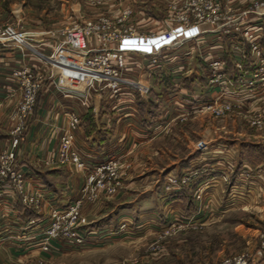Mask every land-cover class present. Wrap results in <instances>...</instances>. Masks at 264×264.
Listing matches in <instances>:
<instances>
[{"label": "rangeland", "instance_id": "obj_1", "mask_svg": "<svg viewBox=\"0 0 264 264\" xmlns=\"http://www.w3.org/2000/svg\"><path fill=\"white\" fill-rule=\"evenodd\" d=\"M130 1L107 0L105 5L94 7L89 0H0V28L11 26L25 32H55L98 14L113 18ZM218 1L223 12L231 8L233 18L221 21L222 24L230 22L229 28L206 34L199 50L196 48L192 55L187 56L184 51L175 56L170 50L168 56L173 55L175 59L191 56L190 66L175 71L176 65L169 64L155 72L150 82L151 89L155 87L159 92L167 88L174 98L178 93L175 85L180 83L179 88L187 89V95L196 93L198 104L191 105V100L183 99L190 108L196 105L186 114L181 113L182 102L173 103L169 111L172 108L180 113L173 115L166 138L155 142L150 153L141 155L138 149L136 158L120 164L118 179L113 183L118 184L114 194L102 190L98 197L92 201L86 198L84 203L113 200L125 189L130 175L140 185L141 179L153 173L154 184L160 191L162 189L159 201L163 202L158 215L152 218L136 214L130 227L126 223L117 224L113 231L88 229L98 233V243L91 240V248L80 250V254H56L61 257L54 262L44 257L49 252L38 251L23 256L24 259L18 258L13 264H217L227 257L242 254L255 261L262 259L261 264H264V257L258 254L261 235H264V165H260L264 161V149L248 148L241 153L242 145L264 144V121L261 125L254 124L257 115L264 110V91L252 95V90L259 87H251L255 72L251 65L260 61L261 56L256 58L252 45L237 35L246 26L262 25L263 32L256 43L264 53V0ZM149 2H152L146 7L149 15L158 22L164 20L166 16L157 11L158 4L154 0ZM15 4L21 6L23 23L18 22L12 12ZM236 19L238 24L231 23ZM212 55L225 60L227 85L221 82L213 88L209 84L205 74L210 71L207 61ZM239 62L243 63L242 71L247 72V82L242 84L235 66ZM197 69L198 74H194ZM70 71L85 79L90 75L77 68H70ZM189 72L201 78L200 88L185 86L184 76ZM208 104L212 107L207 109ZM193 152L194 166L199 165L198 159L205 162L198 169L190 189L182 187L181 191L166 194V177H184L192 167L183 169L179 163ZM183 192L187 197L179 199L184 203H177L178 198L172 197ZM83 216L82 208V221ZM87 222L90 221L85 220L86 226Z\"/></svg>", "mask_w": 264, "mask_h": 264}, {"label": "built area", "instance_id": "obj_2", "mask_svg": "<svg viewBox=\"0 0 264 264\" xmlns=\"http://www.w3.org/2000/svg\"><path fill=\"white\" fill-rule=\"evenodd\" d=\"M89 2L94 7H101L107 0ZM129 3L113 18L98 14L65 25L55 32H25L11 26L0 28L1 48H18L34 55L41 63V69L36 71L29 67L12 71V77L17 81L19 99L9 115L13 123L9 132V146L0 153V200L10 186L27 206L39 208L41 205L39 195L27 191L26 175L19 164V152L27 142L30 120L46 81L52 82L65 95L78 97L84 103L92 94H109L118 105L133 102L137 95L146 99L151 92L150 82L155 72L162 71L169 64L176 65L175 71L190 66L191 56L184 60L175 59L173 55L168 56L170 50L175 52V56L184 54V51L187 56L196 53L206 34L224 31V27L229 28L230 22L222 24L221 21L233 18L231 8L223 12L218 0H154L158 4L157 11L166 16L159 22L146 11L149 0H131ZM237 21L231 23L238 24ZM262 32V25H256L246 26L237 34L241 40L252 45L256 58L261 56L260 61L251 65L255 70L251 87H259L252 90V95L264 91V53L256 43ZM207 62L210 71L205 75L209 84L213 88L221 82L227 85L225 60L212 55ZM235 66L240 73V84L247 82V72L242 71L243 63H236ZM70 68L84 70L90 75L85 79L83 75L71 72ZM175 86L178 87V84ZM191 96L189 94L185 99ZM206 107L212 106L208 104ZM263 121L264 110L257 115L254 124L261 125ZM80 123L78 112L71 111L59 149L47 160V165L90 170L76 144L75 132ZM198 160L199 165L191 164L192 169L181 179H173L172 175L166 177V194L181 191L182 187L190 189L198 169L205 162ZM120 164L117 160H111L94 168L87 175L80 199L68 208L52 213L50 226L41 235L39 252H50L58 243L63 253H72L85 249L91 240L98 242V233L82 225V208L86 198L92 201L102 190L109 194L116 192L118 184L113 183L118 179ZM258 254L264 257V235H261ZM261 260L255 261L249 255L242 254L227 257L217 264H261Z\"/></svg>", "mask_w": 264, "mask_h": 264}, {"label": "crops", "instance_id": "obj_3", "mask_svg": "<svg viewBox=\"0 0 264 264\" xmlns=\"http://www.w3.org/2000/svg\"><path fill=\"white\" fill-rule=\"evenodd\" d=\"M12 12L18 22H24L19 4L12 7ZM22 28L28 30L23 25ZM23 67L36 71L41 69V63L34 55L18 48L0 47V153L9 146V132L13 126L9 115L19 99L18 85L12 77V71ZM191 74L189 72V75L184 76L185 86L200 88L201 78ZM194 74H198V69ZM177 84L175 98L169 95L167 88L157 92L153 87L146 99L137 95L133 102L118 105L109 94H92L84 103L78 97L65 95L52 82H45L30 120L27 142L19 152V164L26 175L27 191L37 193L41 205L39 208L29 207L17 197L13 187L6 188L0 200V264H13L18 258L24 259L23 256L38 252L41 235L50 226L52 213L66 209L80 199L87 175L94 168L111 160L123 164L136 158L138 153H150L155 142L164 140L173 115L180 113L172 108L169 111L173 103L182 102L181 113L192 112L196 105L190 108L182 101L188 90L179 88L180 83ZM195 94L191 93L192 96L188 98L192 101L191 105L197 103ZM71 111H77L81 117L79 129L75 132L76 144L89 164L88 171L46 164L59 149ZM248 148L263 150L264 144L242 145L241 153ZM194 155L195 152L190 153L180 161V166L185 169L193 164L191 159ZM260 165H264V161ZM154 182L153 173L141 179L140 185L130 175L126 179L125 191H121L113 200L85 204L82 224L87 219L90 222H87V226L83 225L84 228H109L113 231L117 224L126 223L130 227L136 214L154 218L163 202L159 201L162 189L160 191ZM137 187L142 190L139 191ZM184 197H187L185 192L172 198H178L177 203H184L179 199ZM31 221L35 222L30 224ZM91 244L93 241L87 243L85 250L90 249ZM81 252H72L71 255ZM56 254L63 255L58 243L44 257L55 262L61 257Z\"/></svg>", "mask_w": 264, "mask_h": 264}, {"label": "trees", "instance_id": "obj_4", "mask_svg": "<svg viewBox=\"0 0 264 264\" xmlns=\"http://www.w3.org/2000/svg\"><path fill=\"white\" fill-rule=\"evenodd\" d=\"M251 150H255V149H251Z\"/></svg>", "mask_w": 264, "mask_h": 264}]
</instances>
